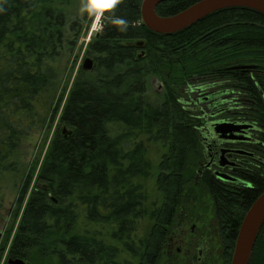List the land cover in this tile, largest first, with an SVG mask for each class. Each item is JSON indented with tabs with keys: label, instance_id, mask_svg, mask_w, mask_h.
I'll list each match as a JSON object with an SVG mask.
<instances>
[{
	"label": "trees",
	"instance_id": "obj_1",
	"mask_svg": "<svg viewBox=\"0 0 264 264\" xmlns=\"http://www.w3.org/2000/svg\"><path fill=\"white\" fill-rule=\"evenodd\" d=\"M72 1L0 0V207L4 181L21 175L14 219L22 212L8 257L31 264H158L204 157L198 127L205 121L188 112L181 87L191 78L242 85L244 100L257 108L247 114L264 122V102L253 82L225 67L260 64L262 71L252 74L264 83V15L230 7L161 34L143 23L142 0H121L87 44L93 69L81 67L65 100V91L58 99L52 120L59 116L72 133L55 131L32 186L36 166L25 162L26 139L44 124L37 98L62 80ZM196 1L165 0L156 12L170 16ZM153 76L166 83L156 102L147 97ZM151 142L168 147L160 167L148 156ZM151 177L162 197L149 204L145 181ZM204 179L215 219L232 229L220 241L224 264H230L240 223L264 191V178L255 188L233 191L210 175ZM249 264H264V222Z\"/></svg>",
	"mask_w": 264,
	"mask_h": 264
},
{
	"label": "flooded vegetation",
	"instance_id": "obj_2",
	"mask_svg": "<svg viewBox=\"0 0 264 264\" xmlns=\"http://www.w3.org/2000/svg\"><path fill=\"white\" fill-rule=\"evenodd\" d=\"M246 77L253 82L252 84L264 102V83L260 82L259 76L247 74ZM165 88L166 83L160 81L161 92ZM187 94V99L182 98L186 109L188 112L199 113L205 121L201 127H198L204 157L195 171L194 181L197 186L190 187L194 201L192 204L195 205L196 201L203 202L208 198L213 208L211 191L205 184V179L203 180L205 175L212 176L230 191L238 187L255 188V181L264 178V122L247 114L257 108L248 105V102L244 100L245 92L242 85L240 88H234L233 86L228 87L227 81L224 80H207L190 87ZM220 122L233 123L238 126V130L227 134L228 137H222L215 129V124ZM185 194L182 195V200ZM179 208L172 226L176 221H182V225L190 223L191 228L188 232L182 231V245L177 247V254H182V257L178 256L181 260H177L176 264H210L218 252L222 253L223 257L226 248L220 241L227 238L232 233V229L221 227L214 215L215 223L212 224V219L209 221L204 219L206 216L204 213L194 214L195 219L192 220L193 214L188 217L187 210L183 212ZM201 214L202 217H200ZM172 226L158 264H162L166 245L174 237ZM8 259L10 257L7 258V263ZM218 259L220 260L219 257ZM173 263H175L174 259L170 264Z\"/></svg>",
	"mask_w": 264,
	"mask_h": 264
},
{
	"label": "rangeland",
	"instance_id": "obj_3",
	"mask_svg": "<svg viewBox=\"0 0 264 264\" xmlns=\"http://www.w3.org/2000/svg\"><path fill=\"white\" fill-rule=\"evenodd\" d=\"M81 5L82 0H73L71 6L68 8V43L65 44V49L61 58V69L63 70L62 80L55 90H46L42 92L36 100V108L43 117L44 124L38 131L26 139V153L24 155L28 168L32 165L36 166V172L33 177L32 186L36 181V176L55 131L57 129L61 130L64 127L59 121V116H56L54 120H52L54 108L56 107L58 99L60 98V95L63 91H65V100L77 71L82 67L85 58L88 56L86 54V47L90 38L101 28V19L97 20L95 16L88 27L91 15L86 11H83ZM74 21H77V24L75 26V30H72L71 23ZM73 41H76L75 44H72ZM225 67L234 69L237 72H245L248 75L262 71V66L255 62L239 61ZM198 83H202V81H197L194 78L189 79L186 86L181 87L183 93L181 100L182 98L187 99L188 89L194 85H197ZM147 97L153 102H156L162 98L160 79H158L156 76L150 77L149 79ZM190 113L194 114L195 116H200L199 113ZM148 150V156L151 159L152 164L155 167H160L163 162V158L168 151V147L158 142H151L148 144ZM158 170L159 169L154 171L155 175L158 173ZM20 184L21 175L17 177L9 176L8 179L4 181V189L1 193V196L4 198V202L3 206L0 207V238L2 237L0 240V264H8V248L11 244L12 238L16 232V228L20 220L22 211L19 213V216L16 220L13 217L14 210L16 208L15 203L18 195V187ZM187 188L188 191L186 192L179 209L183 212L186 209L188 217L190 214H193L192 220L195 219L194 214L201 212L206 215L204 217L205 220L209 221V219H212L211 221H213L214 209L211 207L210 199L206 198L203 202H199L198 200V202L196 201L195 205H193L192 202L194 201L191 195L192 190L190 189V186H187ZM145 189L148 194L149 204L154 200L160 202L162 195L156 186V177H151L145 181ZM200 217H202V214ZM211 223L214 224L215 221ZM190 228V223L185 225H182V221H176L174 223V226H172V236L174 237L166 245L162 264H170L172 259L175 260V263L173 264H176L178 263L176 262L177 260H181L179 257H182V254H177V247L182 245V231L188 232ZM216 241L218 242V238H216ZM216 256L215 258H212V262L210 264H224L222 253L218 252Z\"/></svg>",
	"mask_w": 264,
	"mask_h": 264
},
{
	"label": "water",
	"instance_id": "obj_4",
	"mask_svg": "<svg viewBox=\"0 0 264 264\" xmlns=\"http://www.w3.org/2000/svg\"><path fill=\"white\" fill-rule=\"evenodd\" d=\"M165 0H142L141 16L143 23L152 31L161 34H172L183 30L213 12L230 8L244 7L253 9L264 15V0H198L180 12L162 16L156 12L158 4ZM136 46L142 47L144 42L137 41ZM144 55V51L140 52V56ZM94 67V59L87 56L84 60L82 68L84 70H92ZM216 132L222 137H228L230 133L238 130V126L230 122H220L215 124ZM63 135L69 136L71 129L64 127ZM227 179H232L224 176ZM236 182L243 183L233 179ZM264 222V191L261 192L250 204L240 223L238 233L235 240V246L230 264H249L250 258L255 246V242ZM8 264H31L22 258L8 259Z\"/></svg>",
	"mask_w": 264,
	"mask_h": 264
},
{
	"label": "clouds",
	"instance_id": "obj_5",
	"mask_svg": "<svg viewBox=\"0 0 264 264\" xmlns=\"http://www.w3.org/2000/svg\"><path fill=\"white\" fill-rule=\"evenodd\" d=\"M121 0H82L81 8L90 15L95 16L97 20L105 17V13L113 14L117 5ZM115 22L119 25H125L126 21L123 18H115ZM124 31L125 28H121Z\"/></svg>",
	"mask_w": 264,
	"mask_h": 264
},
{
	"label": "bare ground",
	"instance_id": "obj_6",
	"mask_svg": "<svg viewBox=\"0 0 264 264\" xmlns=\"http://www.w3.org/2000/svg\"><path fill=\"white\" fill-rule=\"evenodd\" d=\"M137 42V41H136ZM64 127H67V126H64ZM64 127H63V129H64ZM68 128V127H67ZM63 129H62V131H63ZM63 133V132H62ZM72 133V132H71Z\"/></svg>",
	"mask_w": 264,
	"mask_h": 264
}]
</instances>
